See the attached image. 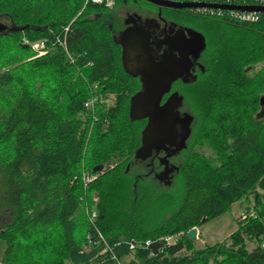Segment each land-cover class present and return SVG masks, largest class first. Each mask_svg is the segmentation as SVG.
<instances>
[{
	"label": "trees",
	"instance_id": "obj_1",
	"mask_svg": "<svg viewBox=\"0 0 264 264\" xmlns=\"http://www.w3.org/2000/svg\"><path fill=\"white\" fill-rule=\"evenodd\" d=\"M210 2L264 7L259 0ZM107 10L86 0H0V20L9 22L8 30L0 33V47L9 49L1 47L0 52L9 53L0 63L2 264H22L17 254L30 247L18 238L28 239L37 230L54 235L58 229L59 243L50 247L52 260L60 264L65 259L92 264L100 260L105 242L110 258L105 264H264V12L257 23H241L193 10L207 40L205 70L181 92L193 116L171 183L176 182L181 196L173 200L169 215L156 217L152 181L164 188L171 185L136 175L135 152L147 120L130 119L134 82L139 81L123 68L114 13ZM170 10L182 16L187 12ZM42 39L49 51L17 65L25 52L35 55L25 41ZM107 92L115 96L114 105L102 100ZM93 94L98 100L87 109L85 102ZM89 126L88 169L92 172L99 164L104 169L85 188L75 176L80 174ZM205 143L214 160L195 150ZM111 159L118 163L108 169ZM92 191L98 194V219L91 223L83 213L79 221L81 198L85 195L91 202ZM241 199L248 200V211L254 210L256 217L240 218L224 241L196 248L198 238L190 239L188 231L230 211ZM176 234L177 243L166 245L164 237ZM131 240H152L160 247L157 253L143 245L130 249ZM248 242H254L252 249Z\"/></svg>",
	"mask_w": 264,
	"mask_h": 264
},
{
	"label": "water",
	"instance_id": "obj_2",
	"mask_svg": "<svg viewBox=\"0 0 264 264\" xmlns=\"http://www.w3.org/2000/svg\"><path fill=\"white\" fill-rule=\"evenodd\" d=\"M160 7L174 9H189L199 7H213L218 9H238L264 12L262 6H232L203 2H175L165 0H145ZM9 25L0 21V33L8 30ZM203 43V36H200ZM199 39L198 44L201 42ZM122 47V65L125 72L132 77L142 76L144 91L138 92L131 97L129 116L132 121L146 119V125L142 130L141 145L135 152V158L146 160L153 152L159 154L165 150L167 154L161 159L165 169L157 175L158 180L171 183L170 175L178 170V167H168L169 158L178 154L187 147V140L192 132L193 116L189 113L180 115L179 108L182 105V96L177 93L172 94L165 103L162 102L163 95L170 90L171 83L178 76V69L174 70L171 61L155 63L150 57L146 36L142 32H127L122 39L117 41ZM28 47V44H24ZM198 46V45H197ZM196 46L192 53L201 51V47ZM172 58V56H170ZM187 62L184 60V68ZM176 66V65H175ZM260 104L264 107V97L260 98ZM171 152H168L170 149ZM104 169L103 164L93 168V172H100ZM198 228L193 227L188 231V237L197 239ZM154 253H157L160 244L153 243L150 246Z\"/></svg>",
	"mask_w": 264,
	"mask_h": 264
},
{
	"label": "flooded vegetation",
	"instance_id": "obj_3",
	"mask_svg": "<svg viewBox=\"0 0 264 264\" xmlns=\"http://www.w3.org/2000/svg\"><path fill=\"white\" fill-rule=\"evenodd\" d=\"M123 6H129L126 11V17L123 19V28L115 33L116 40H120L130 31H138L144 33L151 59L155 63L171 61V68L178 69V78L171 83L170 90L163 95L162 104L174 93L182 96V105L179 108L180 115L183 116L188 111L183 110L184 101L187 99L181 92H184L186 85L196 80L199 72H203L204 60L203 55L207 49V40L205 35L199 30L198 26L202 23L196 17L198 14L193 13V9H185L187 12L184 16L181 13L171 11L172 8L160 7L152 2L145 0H123ZM150 9L147 14L139 12V6ZM147 6V7H146ZM127 8V7H126ZM132 11V13L130 11ZM152 10V11H151ZM186 14L188 16H186ZM200 18H207L201 16ZM203 36L204 40L200 36ZM199 39L201 42L198 44ZM198 45V46H197ZM202 48L196 55L192 53L196 46ZM121 46V45H120ZM122 49V47H121ZM122 54V53H121ZM172 56V58H170ZM184 60L187 62L184 67ZM166 66L167 64L164 63ZM176 65V66H175ZM131 76V75H130ZM132 77V76H131ZM139 81V87L134 91L133 95L144 91L142 76L133 77ZM132 95V96H133ZM190 114V113H189ZM192 127V125H191ZM171 152L172 148H169ZM173 155L169 158L168 167H178L171 175V183L175 174L179 171V162L175 163V158L180 155ZM167 154L165 150H161L159 154L154 151L146 160L138 159L135 162L137 168V176L152 177L158 180L157 175L165 169V165L161 163V159ZM130 170V164L127 165V171ZM141 171V173H140ZM159 183L165 182L158 180ZM171 183L169 185H171Z\"/></svg>",
	"mask_w": 264,
	"mask_h": 264
},
{
	"label": "rangeland",
	"instance_id": "obj_4",
	"mask_svg": "<svg viewBox=\"0 0 264 264\" xmlns=\"http://www.w3.org/2000/svg\"><path fill=\"white\" fill-rule=\"evenodd\" d=\"M112 4L110 6H106L107 12L112 11V13H114L113 17V25L115 26V31L116 33L118 31H120L123 28V19L124 17H126V11L129 8V6H123L120 3H118L117 1L111 0ZM130 1V0H128ZM127 7V8H126ZM147 7V6H146ZM138 10L140 13L144 12V15H148L147 12L148 7L144 8V4L143 6H139L138 5ZM112 9V10H111ZM130 11V10H129ZM152 11V10H151ZM132 13V11H130ZM1 21V20H0ZM3 23L8 24L9 22L7 20H2ZM113 26V27H114ZM2 48L6 49L9 51L8 46L7 45H2ZM1 47H0V52H1ZM33 52V51H32ZM28 52H25L24 54V58L19 59L17 65L22 64L24 62H27L29 60H31L32 58H34L36 56L33 55L32 57L27 55ZM4 55H9V53L5 52V53H0V63H2L3 61V57ZM260 65H257L253 68V70H257L259 68ZM135 85L137 87H135L136 89L139 87V83L138 82H134ZM35 84H40L39 80H35ZM102 100L106 103V105L110 106V105H114L115 104V96L113 94H111L110 92L105 93L104 95L102 94ZM190 104L188 103V100H185V104L183 106V110L184 111H188L190 109ZM189 112V111H188ZM81 117H83L81 115ZM87 124V123H85ZM92 126H89V131L87 134V142L84 148V159L82 161V165H81V169H80V174L76 175L77 176V184H82L83 187H85V184L83 182V175L84 173H90V177L94 176L95 179H97V177L103 173V170L100 172H91L88 168H90L89 166L92 165V161L89 160L88 158V152L87 151V147H90V143L88 145V141L89 138L91 136V134L93 135V130H92ZM93 137V136H92ZM195 150L199 153H203L206 156L210 157L211 159H215V153L214 151L211 149L209 144H204V145H199L195 147ZM178 161L175 160V163H177ZM83 163L84 166H83ZM117 161L115 159H111V163H107L108 165H106V167L113 169L115 166H117ZM108 168V169H109ZM88 169V170H87ZM106 175H103V177H105ZM94 181V180H93ZM158 181V180H157ZM173 182H175L173 180ZM152 185L153 187L151 188L150 195L152 197H154L157 201V205H158V213L154 214L153 216L156 217H164L170 214V211H173L175 203H173V200L178 199L181 194L180 191L181 189L179 188V186L176 185V182L171 185L169 188H164V186H160L158 184H156V182L154 183L152 181ZM159 186V187H156ZM149 188V189H150ZM96 191V190H95ZM92 191L90 192V198L92 199L91 202H87V199L84 198V196L81 198L82 200V205L80 207V210L78 212V220L79 216L81 217L83 213H85L86 215L89 214L90 209L93 206H95V203L98 199V194ZM176 198V199H175ZM250 199V198H249ZM92 203V204H91ZM152 203H155V201H152ZM173 203V204H172ZM251 204L248 203V200L246 199H241L239 201H237L230 209V211L224 213L223 215L215 218V219H211L205 223H203L201 226L198 227V231L200 234V238H198L195 241V247L196 248H203L207 245H213L216 244L218 242H222L225 239H227L236 229H237V221L241 218V214L247 210H249L251 208ZM169 213V214H168ZM89 217V215L87 216ZM59 232L60 230L58 229L56 233H54V235H46L45 233L41 232L40 230H37L36 232H31L30 235L28 236V239H26L25 237L22 238H18L21 243H23V245H29L30 249L28 250V252H25V250L28 248L25 247V249H21L18 254H17V259L20 263V261L22 262V264H37V263H45L48 262L51 264H60L58 262L59 259L57 260H52V252H51V243H59L60 240V236H59ZM77 236V235H76ZM88 239V235L86 236ZM50 241V242H49ZM30 242V243H29ZM86 244L83 243V246H85ZM248 247L249 249H252L254 247V242H248ZM6 248V244L3 240L0 239V264L3 263L2 258L4 255V251ZM89 248V247H87ZM106 252H104V248L101 249L100 251V257L98 261H94L92 264H105L108 263V260L110 259L108 257L107 254H105ZM22 255V256H19ZM51 260V261H50ZM128 260V259H127ZM63 264H72V262H70L68 259L63 260Z\"/></svg>",
	"mask_w": 264,
	"mask_h": 264
},
{
	"label": "built area",
	"instance_id": "obj_5",
	"mask_svg": "<svg viewBox=\"0 0 264 264\" xmlns=\"http://www.w3.org/2000/svg\"><path fill=\"white\" fill-rule=\"evenodd\" d=\"M165 1H175V2H203V3H209V0H165ZM261 4L264 5V0H259ZM86 3H94V4H104L105 6H110L112 4L111 0H86ZM233 3L234 0H233ZM193 10H196L200 13H203L204 15L213 16V17H224L227 16L230 19H233L238 22L242 23H254L257 22L259 19H261L262 12L258 11H249V10H238V9H218L213 7H199V8H191ZM26 44H28L32 51L36 54V56H41L43 54H46L49 51V48L47 49V40H37L33 41L30 44L25 41ZM60 44H64V42H61ZM97 101V96L89 98L86 102V108L92 109L93 105ZM90 173H84L83 175V182L85 184V188L88 187V184L91 183L95 177H90ZM75 180H77V176H75ZM89 220L91 223L97 221L98 219V213L95 210L94 206L91 207L89 212ZM248 217H256V213L254 210L251 211H245L241 214V218L245 219ZM90 236L88 235V238ZM180 238V234L176 235H168L164 237V240L166 245H174L177 243V241ZM197 238H199V231L197 233ZM154 242L152 240H146L144 243H137L135 240H131L129 242L130 249L136 248L138 245L148 246L152 245ZM106 247L104 248V252H108V245L105 242ZM264 246V243H263ZM114 258V257H113Z\"/></svg>",
	"mask_w": 264,
	"mask_h": 264
},
{
	"label": "bare ground",
	"instance_id": "obj_6",
	"mask_svg": "<svg viewBox=\"0 0 264 264\" xmlns=\"http://www.w3.org/2000/svg\"><path fill=\"white\" fill-rule=\"evenodd\" d=\"M148 2V1H147ZM211 3V2H210ZM213 3V2H212ZM224 3V2H223ZM90 4H92V3H90ZM88 5V4H87ZM190 9V8H189ZM193 11V10H192ZM194 13V12H193ZM197 13H199V12H197ZM200 15H204V14H200ZM213 17V16H212ZM231 20V19H230ZM233 21V20H232ZM258 21H261V20H258ZM242 23V22H241ZM257 23V22H256ZM95 87V86H94ZM94 92V91H93ZM95 94V93H94ZM93 94V95H94ZM97 95V94H96ZM95 96V95H94ZM91 98V97H90ZM100 98V97H99ZM98 100V99H97ZM95 104H96V102H95ZM96 106V105H95ZM93 107H94V105H93ZM92 107V108H93ZM95 109V108H94Z\"/></svg>",
	"mask_w": 264,
	"mask_h": 264
}]
</instances>
